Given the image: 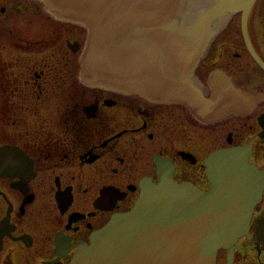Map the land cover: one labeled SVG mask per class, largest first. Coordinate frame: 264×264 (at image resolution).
<instances>
[{
  "label": "flooded vegetation",
  "instance_id": "af4514ba",
  "mask_svg": "<svg viewBox=\"0 0 264 264\" xmlns=\"http://www.w3.org/2000/svg\"><path fill=\"white\" fill-rule=\"evenodd\" d=\"M84 40V28L39 1L0 0V264H70L161 169L208 188L204 160L216 149L242 147L264 172V0L247 19L231 14L195 69L205 94L210 82L247 92L242 108L213 123L178 103L87 85L78 77ZM262 221L264 190L248 231L217 258L264 264Z\"/></svg>",
  "mask_w": 264,
  "mask_h": 264
},
{
  "label": "water",
  "instance_id": "95a60500",
  "mask_svg": "<svg viewBox=\"0 0 264 264\" xmlns=\"http://www.w3.org/2000/svg\"><path fill=\"white\" fill-rule=\"evenodd\" d=\"M36 1L50 16L85 29L78 77L87 85L180 103L205 122L242 108L238 91L227 86L210 82L203 93L195 69L231 14L242 11L247 19L254 0ZM204 162L207 190L161 169L129 210L78 245L70 264H215L217 250L231 249L246 231L264 172L242 147L214 150Z\"/></svg>",
  "mask_w": 264,
  "mask_h": 264
},
{
  "label": "bare ground",
  "instance_id": "6f19581e",
  "mask_svg": "<svg viewBox=\"0 0 264 264\" xmlns=\"http://www.w3.org/2000/svg\"><path fill=\"white\" fill-rule=\"evenodd\" d=\"M234 88H232L231 90H233ZM233 91H238V93L240 94V97H239V99L241 100V99H243V98H247V92L244 90V89H242V91H243V93H242V91L241 90H239V89H234ZM131 96H134V95H132V94H130ZM141 98H143V99H146V98H144V97H141ZM146 100H148V99H146ZM151 101V100H150ZM152 102H154V101H152ZM178 104H180V103H178ZM181 105H183V104H181ZM184 106V105H183ZM188 110V109H187ZM191 114V113H190ZM192 115V114H191ZM193 116V115H192ZM194 117V116H193ZM199 120V119H198ZM202 121V120H201ZM202 122H205V121H202ZM214 122V119H212L211 121H209V122H205V123H213ZM220 149V148H219ZM217 150V149H216ZM206 159V158H205ZM205 161V160H204ZM204 166L206 167V164H205V162H204ZM151 181L150 180H142L141 182H140V186H141V188H140V193H141V190H142V186H144V185H146L147 183H150ZM264 190V189H263ZM140 193H139V195H138V197H137V199L139 198V196H140ZM262 194H263V191H262ZM262 197V196H261ZM249 226H250V220H249V223H248V227H247V229H246V231L245 232H243L242 234H240L238 237H240L241 235H243L244 233H246L247 231H248V228H249ZM258 228H260V229H262L263 231H264V223L263 222H261L260 223V225L258 226ZM219 250V249H218ZM218 250H217V253H218ZM216 264H217V262H216Z\"/></svg>",
  "mask_w": 264,
  "mask_h": 264
},
{
  "label": "rangeland",
  "instance_id": "374dc122",
  "mask_svg": "<svg viewBox=\"0 0 264 264\" xmlns=\"http://www.w3.org/2000/svg\"><path fill=\"white\" fill-rule=\"evenodd\" d=\"M221 256H222V252L220 251V254H219L218 258H217V264H223L224 259L220 258Z\"/></svg>",
  "mask_w": 264,
  "mask_h": 264
}]
</instances>
